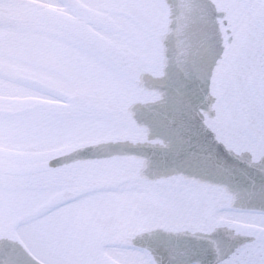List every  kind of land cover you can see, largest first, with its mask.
<instances>
[{"label": "snow or ice", "instance_id": "6c2138e0", "mask_svg": "<svg viewBox=\"0 0 264 264\" xmlns=\"http://www.w3.org/2000/svg\"><path fill=\"white\" fill-rule=\"evenodd\" d=\"M104 23H68L57 0H0V209L11 193L57 200L33 219V264H115L143 219L188 210L182 177H151L119 151L145 52L143 0H83ZM218 48L201 64L202 111L217 138L264 148V0H223ZM72 193V195H69ZM258 230L221 264H264ZM0 249V264H16ZM127 264V262H125Z\"/></svg>", "mask_w": 264, "mask_h": 264}, {"label": "water", "instance_id": "95a60500", "mask_svg": "<svg viewBox=\"0 0 264 264\" xmlns=\"http://www.w3.org/2000/svg\"><path fill=\"white\" fill-rule=\"evenodd\" d=\"M144 1L151 27L143 29L146 50L119 151L145 175L182 177L194 222L126 234L114 246L141 254L148 264H221L258 227L218 220L219 213L264 216V148L214 136L202 111L206 104L199 99L205 86L201 64L222 35L223 0ZM57 3L68 6L70 24L104 23L76 0ZM17 159L11 158V191L19 190ZM192 199L203 201L202 207L196 209ZM44 202L20 215L0 217V249H12L16 264L33 261L12 231L31 226L58 201Z\"/></svg>", "mask_w": 264, "mask_h": 264}, {"label": "rangeland", "instance_id": "374dc122", "mask_svg": "<svg viewBox=\"0 0 264 264\" xmlns=\"http://www.w3.org/2000/svg\"><path fill=\"white\" fill-rule=\"evenodd\" d=\"M77 1L84 5L83 0H77ZM143 2L145 5L144 0ZM141 16H142L143 29L150 28L151 25H150L148 13H147L146 5L141 12ZM42 202L43 201L39 197L33 196L31 191L21 195L19 193V190H12L8 197L7 204L2 209H0V217H14V216L20 215ZM194 211L195 210L188 196V210L187 211H173V212L157 214L154 216L143 218L132 231H137L141 229L157 228V227L178 226V224H181L179 221L189 220ZM252 217L258 218L260 216L220 212L218 219H225V220H230V221H234V222H238L242 224H248V225H254V226L260 227L261 225H259L258 219L253 220ZM23 228L24 230L18 229V230L12 231V235L13 237L17 238L21 244L25 245L28 241V233L31 230V226H23ZM115 244H118V241ZM113 247H114V251L112 252L110 256V260L114 261L115 264H125V262H127V264H147L145 259L138 253H134L127 249H123V248H119L115 246ZM121 254L124 255V258H121L119 256Z\"/></svg>", "mask_w": 264, "mask_h": 264}, {"label": "flooded vegetation", "instance_id": "af4514ba", "mask_svg": "<svg viewBox=\"0 0 264 264\" xmlns=\"http://www.w3.org/2000/svg\"><path fill=\"white\" fill-rule=\"evenodd\" d=\"M192 202L195 203V204H194V205H195L194 207H195L196 209H199V208H200L199 206L202 207V205L199 204L200 201L192 199ZM44 203H45V202H44ZM44 203H43V204H44ZM43 204H42V205H43ZM44 212H45V211H44ZM199 214H200V213H199ZM199 214H197V216H200ZM4 233H6V232H4ZM6 234H7V233H6ZM24 248H25V245H24ZM25 249H26V248H25ZM26 250H27V249H26ZM129 251H130V250H129ZM119 256H120L121 258H124V255H122V254L119 255Z\"/></svg>", "mask_w": 264, "mask_h": 264}, {"label": "bare ground", "instance_id": "6f19581e", "mask_svg": "<svg viewBox=\"0 0 264 264\" xmlns=\"http://www.w3.org/2000/svg\"><path fill=\"white\" fill-rule=\"evenodd\" d=\"M82 6L84 7V8H86L87 10H89V11H91V12H94L93 10H91V9H89V8H87L86 6H84L83 4H82ZM95 13V12H94ZM71 16V15H70ZM32 192V191H31ZM193 213H195V211L193 212ZM227 213H231V212H227ZM235 214H238V213H235ZM243 215H246V214H243ZM251 216H255V215H251ZM191 218H192V216H191ZM218 220H225V219H218ZM226 221H230V220H226ZM231 222H234V221H231ZM235 223H238V222H235ZM240 224H242V223H240ZM246 225H248V224H246ZM250 226H253V225H250ZM158 228H163V227H157V228H154V229H158Z\"/></svg>", "mask_w": 264, "mask_h": 264}, {"label": "trees", "instance_id": "16d2710c", "mask_svg": "<svg viewBox=\"0 0 264 264\" xmlns=\"http://www.w3.org/2000/svg\"><path fill=\"white\" fill-rule=\"evenodd\" d=\"M181 224H185V223H188V220H186V221H179ZM192 222H194V218H191L190 217V219H189V223H192Z\"/></svg>", "mask_w": 264, "mask_h": 264}]
</instances>
